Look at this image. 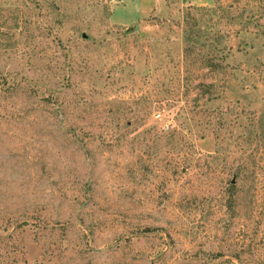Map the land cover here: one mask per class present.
<instances>
[{"label":"rangeland","instance_id":"1","mask_svg":"<svg viewBox=\"0 0 264 264\" xmlns=\"http://www.w3.org/2000/svg\"><path fill=\"white\" fill-rule=\"evenodd\" d=\"M0 264H264V0H0Z\"/></svg>","mask_w":264,"mask_h":264},{"label":"trees","instance_id":"2","mask_svg":"<svg viewBox=\"0 0 264 264\" xmlns=\"http://www.w3.org/2000/svg\"><path fill=\"white\" fill-rule=\"evenodd\" d=\"M202 8H204V7H202ZM206 10H213V11H215V7L214 6H208V7H205V11ZM246 22H248V21H243V26H245ZM195 30H196L197 33H199L198 31H200L199 28H196ZM196 32L194 31V34L195 35L197 34ZM187 36H189V35H187ZM213 59H214V56H213V53L211 52L210 53V56H209V65H214V62L215 61Z\"/></svg>","mask_w":264,"mask_h":264},{"label":"crops","instance_id":"3","mask_svg":"<svg viewBox=\"0 0 264 264\" xmlns=\"http://www.w3.org/2000/svg\"><path fill=\"white\" fill-rule=\"evenodd\" d=\"M191 1L195 3H203V2H207L208 0H191Z\"/></svg>","mask_w":264,"mask_h":264}]
</instances>
